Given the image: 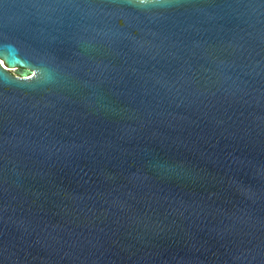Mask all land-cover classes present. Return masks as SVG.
I'll list each match as a JSON object with an SVG mask.
<instances>
[{"label":"water","instance_id":"1","mask_svg":"<svg viewBox=\"0 0 264 264\" xmlns=\"http://www.w3.org/2000/svg\"><path fill=\"white\" fill-rule=\"evenodd\" d=\"M0 264H264V0H0Z\"/></svg>","mask_w":264,"mask_h":264},{"label":"flooded vegetation","instance_id":"2","mask_svg":"<svg viewBox=\"0 0 264 264\" xmlns=\"http://www.w3.org/2000/svg\"><path fill=\"white\" fill-rule=\"evenodd\" d=\"M14 73V72H13Z\"/></svg>","mask_w":264,"mask_h":264}]
</instances>
